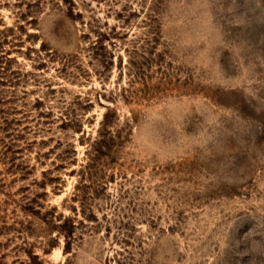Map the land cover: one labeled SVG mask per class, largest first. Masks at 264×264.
I'll list each match as a JSON object with an SVG mask.
<instances>
[{"label": "rangeland", "instance_id": "374dc122", "mask_svg": "<svg viewBox=\"0 0 264 264\" xmlns=\"http://www.w3.org/2000/svg\"><path fill=\"white\" fill-rule=\"evenodd\" d=\"M0 264H264V0H0Z\"/></svg>", "mask_w": 264, "mask_h": 264}]
</instances>
